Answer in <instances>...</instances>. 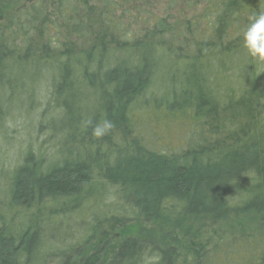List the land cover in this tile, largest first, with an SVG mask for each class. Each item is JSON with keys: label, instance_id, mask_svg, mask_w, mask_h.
I'll use <instances>...</instances> for the list:
<instances>
[{"label": "trees", "instance_id": "16d2710c", "mask_svg": "<svg viewBox=\"0 0 264 264\" xmlns=\"http://www.w3.org/2000/svg\"><path fill=\"white\" fill-rule=\"evenodd\" d=\"M76 1L57 0L58 16L64 19L71 12L76 15ZM99 1L104 13L115 12L111 0ZM260 11H264V0H207L201 14L206 22V34L185 53L176 45L160 49L153 43L154 37L164 28V19L156 21L151 31L146 30L138 37H131L119 22L104 20L89 52L76 54L74 59L67 56L68 51L61 54V58H69L70 63L63 61L52 77L55 96L67 94L74 99L73 70L69 65L73 63L81 82L100 88V110L122 133L132 126V111L143 110L150 103H154L155 109L164 104L162 107L172 114L190 110L194 119L202 120L223 106L213 98L208 75L226 68L229 71L231 67H226V60L233 57L238 58L229 63L234 69L252 71L249 75L247 71L244 73L236 90L231 89L226 104L242 108L248 122L243 127L234 123V138L228 137V140L233 138L230 145L189 144L181 154L155 152L144 147L142 141L134 140L124 143L110 163L108 159L107 163H101L95 157H82L76 161L65 160L45 171L28 156L15 172L11 205L27 211L37 207L41 212L49 207L45 204L74 198L91 185L95 169L104 181L117 188L120 207L125 206L131 214L119 217L121 222L134 216L144 221L179 226L196 220L217 221L230 213L264 211V64H260L261 69L253 64L248 67L247 53L242 46V30L249 18ZM48 22L47 15L43 16L42 11L32 5L31 11H22L10 20L7 31H0V90L11 88L5 66L16 54L14 43L18 35L29 37L23 27L37 31L39 36L45 29L58 30V27L46 26ZM76 28L73 26L75 32ZM86 34L83 31L81 36ZM107 44L114 45L118 53L116 58ZM26 49L29 53L28 44ZM122 54L124 56H120ZM162 62H167L165 67L159 66ZM161 70L170 72L163 78L169 91L163 94L165 88L161 90L163 99L149 98L147 91L152 79ZM222 81L223 78L217 79L216 87H221ZM87 133L93 137L92 132ZM125 135L123 133V137ZM34 217L20 218L17 227L11 230L5 223L0 225V264H34L41 242L38 217ZM244 249L248 251L245 253L249 256L247 264H263L264 240L261 239L217 246L208 253L207 259L221 256L222 264H229L231 254ZM143 252L133 240H128L118 255L127 259L128 264H145L141 257ZM152 254V264H186L173 248L155 249ZM240 257L242 261L247 259L242 258V254ZM91 262L92 259L87 264Z\"/></svg>", "mask_w": 264, "mask_h": 264}, {"label": "rangeland", "instance_id": "374dc122", "mask_svg": "<svg viewBox=\"0 0 264 264\" xmlns=\"http://www.w3.org/2000/svg\"><path fill=\"white\" fill-rule=\"evenodd\" d=\"M111 1L115 4V12L104 13L99 0H77L76 15L71 12L62 19L57 13V0H0V31L22 11H31L32 5L39 8L43 16L47 15L46 26L58 27L57 31L45 29L44 36H39L37 31L24 26L29 37L25 39L18 35L14 43L16 54L5 66L11 88L0 90V225L5 223L11 230L17 227L20 218L33 219L37 215L41 242L34 264H87L90 259L91 264H128L127 259L118 255L128 240L144 249L141 257L145 264L153 263L152 251L167 248H173L186 264H222L221 256H215L213 261L207 259L215 247L240 240L248 243L264 240V211L230 213L217 221L196 220L179 226L144 221L134 216L121 222L119 217H130L131 214L125 206L120 207L117 188L104 181L95 169L91 174V185L74 198L45 204L49 207L41 212L37 207L27 211L11 205L15 172L28 156L45 171L65 160L76 161L82 157H95L101 163H107L108 159L110 163L124 143L134 140L142 141L144 147L155 152L181 154L189 144L230 145L234 138V123L243 127L248 122L242 108L226 102L227 95L241 84L244 73L247 71L249 75L252 69H234L229 63L238 58L231 57L226 60V67H231L229 71L226 68L208 75L213 98L219 106L223 105L219 111L210 112L200 120L194 119L190 110L172 114L162 107L164 104L155 109L154 103H150L143 110L132 111V126L123 132L124 137L122 130H116L115 126L101 138L90 137L87 132H92V127L104 119L100 110L101 90L81 82L79 72L71 63L74 99L67 94L55 96L52 77L58 73L63 61L70 63L69 58H61L62 53L68 51L67 56L74 59L76 54L89 52L107 18L122 24L131 37L144 35L146 30L153 29L156 21L164 19V28L154 37L153 43L160 49L176 45L183 48L184 53L206 34V22L201 19V14L207 0ZM73 26L77 27L76 32ZM83 31L87 32L84 37L81 36ZM107 45L116 58L118 53L114 45ZM245 62L248 67L250 64L262 67L248 55ZM166 63L159 66L165 67ZM167 74L170 72L161 70L154 75L147 91L149 98L162 97L164 88L163 94L169 91L163 82ZM220 78L224 81L221 87H216L215 81ZM70 112L74 114L70 115ZM89 120L93 122L85 127ZM231 136L232 140H228ZM246 252L244 249L231 254L229 264H247L249 256ZM241 254L242 258L247 257L245 261L241 260Z\"/></svg>", "mask_w": 264, "mask_h": 264}, {"label": "clouds", "instance_id": "9594fccd", "mask_svg": "<svg viewBox=\"0 0 264 264\" xmlns=\"http://www.w3.org/2000/svg\"><path fill=\"white\" fill-rule=\"evenodd\" d=\"M242 46L248 56L264 64V11L253 14L249 23L242 30ZM92 122L86 121L85 127ZM114 127L111 120L104 118L92 127V135L96 138L105 136Z\"/></svg>", "mask_w": 264, "mask_h": 264}]
</instances>
